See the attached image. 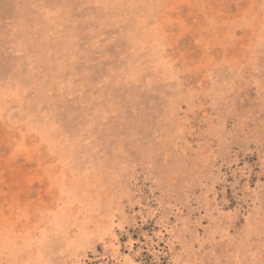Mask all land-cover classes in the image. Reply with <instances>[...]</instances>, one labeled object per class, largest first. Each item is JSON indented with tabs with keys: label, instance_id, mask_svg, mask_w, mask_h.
Masks as SVG:
<instances>
[{
	"label": "rangeland",
	"instance_id": "obj_1",
	"mask_svg": "<svg viewBox=\"0 0 264 264\" xmlns=\"http://www.w3.org/2000/svg\"><path fill=\"white\" fill-rule=\"evenodd\" d=\"M264 264V0H0V264Z\"/></svg>",
	"mask_w": 264,
	"mask_h": 264
},
{
	"label": "trees",
	"instance_id": "obj_2",
	"mask_svg": "<svg viewBox=\"0 0 264 264\" xmlns=\"http://www.w3.org/2000/svg\"><path fill=\"white\" fill-rule=\"evenodd\" d=\"M149 264H152V263H149Z\"/></svg>",
	"mask_w": 264,
	"mask_h": 264
}]
</instances>
